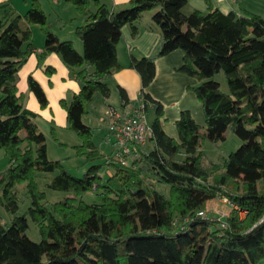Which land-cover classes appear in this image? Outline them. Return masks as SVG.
<instances>
[{
    "label": "trees",
    "instance_id": "obj_1",
    "mask_svg": "<svg viewBox=\"0 0 264 264\" xmlns=\"http://www.w3.org/2000/svg\"><path fill=\"white\" fill-rule=\"evenodd\" d=\"M64 1L85 17V24L73 31L81 52L71 40L44 30L49 22L37 0H30L23 15L0 4V149L8 159L0 174V200L12 215L8 226L0 224V264H259L264 259V18L242 8L240 14L223 13L209 0L205 12L190 8L189 0H130L117 11L102 0ZM148 12L160 39L146 56L129 53L128 66L140 76L138 103L144 113L153 109L154 118L147 143L134 146L128 164L121 165L111 155L99 154L93 129L82 118L97 101L111 106L106 100L112 76L121 68L116 59L121 29L127 25L136 36ZM32 24L44 33L39 61L58 55L80 85L60 105L68 129L81 140L75 155L102 160L81 177L47 158L37 115L26 109L18 93V73L36 49ZM175 50L182 52L176 71L198 81L188 89L202 106L205 124L202 129L182 111L176 139L162 130V106L145 91L154 78L155 61ZM220 74L227 91L216 79ZM27 83L45 107L40 86L30 76ZM116 89L122 103L117 109L123 110L127 97ZM226 130L239 139L237 149L202 165V142H220ZM53 172L46 187L72 197L48 203L38 191V173ZM20 182H26L31 197L25 215H17L15 185ZM87 192L97 201L78 199ZM218 196L244 216L233 210L221 228L216 219L197 215ZM29 219L39 229V242L26 235Z\"/></svg>",
    "mask_w": 264,
    "mask_h": 264
},
{
    "label": "crops",
    "instance_id": "obj_2",
    "mask_svg": "<svg viewBox=\"0 0 264 264\" xmlns=\"http://www.w3.org/2000/svg\"><path fill=\"white\" fill-rule=\"evenodd\" d=\"M16 1L0 0V4L8 3L15 14L18 11L22 12L24 9L29 8L30 4L26 0H23L20 6H16ZM37 1L44 10L48 22H51V32L56 34L61 40H71L75 49L81 52V43L75 40L73 31L76 26L85 24V17L72 9V7H69L67 5L69 3H66L64 0ZM259 1L261 0H209L212 7L219 9L221 12L228 13L232 11L236 14H240V8L258 14L254 4ZM102 2L109 9L117 11L127 7L130 0H102ZM188 4L190 8L201 12L206 11L205 0H189ZM50 6L53 13L49 9ZM89 8L94 9L95 6L90 5ZM150 15L151 12L144 14L141 24H139L140 31L136 36L131 35V29L127 25L121 29L122 37L116 44V59L121 68L114 73L110 81V96L106 100L107 105L115 108H120L122 105L116 86L120 87L127 97L124 110L134 111L139 104L140 76L134 69L128 66V60L129 53L137 57L148 55L160 39L159 31L151 26ZM29 28L36 49L30 54L18 73L16 81L18 93L23 97L26 109L37 115L35 122L44 136L47 137L49 135L54 137L58 150L63 146L73 149L74 146L81 143V140L68 129L66 111L60 105V101H69L71 94L77 93L80 90V85L74 77L70 76L68 68L63 64L58 55L51 53L39 61L37 52L43 45L44 35L42 36L40 26L37 24L31 25ZM181 63L182 52L179 50L172 51L158 58L155 61L154 78L145 89L154 100L161 104L163 115L160 118V126L167 136L174 139L178 137L175 123L182 111L189 112L194 121L202 129L205 127L202 106L194 93L188 89V87L196 86L198 81L193 77L176 71ZM48 68L52 69V72L48 73ZM29 76L42 89L47 100L45 107L40 106L34 94L28 89L27 79ZM105 107L106 104L97 101L90 107V113L82 118L83 123L92 127L93 135L94 131H99L101 127H105V130H107L108 121L103 117ZM145 116L149 117L148 123L150 124L154 118L153 109L145 113ZM105 132L106 136L100 139H110L108 131ZM46 137L45 140H47ZM93 141L98 149L99 144L97 145L95 140ZM111 145L109 155L114 150L113 142H111ZM48 149L49 145L47 143L46 150ZM73 153L75 154L74 149Z\"/></svg>",
    "mask_w": 264,
    "mask_h": 264
},
{
    "label": "rangeland",
    "instance_id": "obj_3",
    "mask_svg": "<svg viewBox=\"0 0 264 264\" xmlns=\"http://www.w3.org/2000/svg\"><path fill=\"white\" fill-rule=\"evenodd\" d=\"M27 3L30 4V0H26ZM23 3V0H17L16 6H20V4ZM69 7H72L76 11V9L71 5L67 4ZM256 8V12H258L257 15L264 18V1L261 0L259 2H255L254 4ZM51 13L53 11L51 10V6L49 7ZM27 11V8L24 9L22 12L18 11L17 14L23 15ZM255 14V13H254ZM50 23L48 26L44 27V30H50ZM33 25V24H32ZM31 26V25H30ZM62 28V26H60ZM41 29V27H40ZM42 33V36L44 35L43 29L40 30ZM51 31V30H50ZM32 36V34H31ZM76 41H78L75 38ZM44 42V41H43ZM216 79L220 82L221 89L223 91H227V87L224 81L223 76L220 74L216 76ZM150 117V115H149ZM149 117H146L147 122L149 121ZM105 127H101L100 130H95L93 135V140H95L96 144L98 146L99 153L103 156H107L110 154L111 151V142H113V138L110 134V139H100L103 136H106V132L108 131V125L107 130H105ZM71 131V130H70ZM109 133V132H108ZM75 135V134H74ZM46 137V136H45ZM224 140L212 143L209 141H204L201 144L200 149L204 153V158L202 160V165L208 166L210 162H217L220 156H226L230 152H233L237 149V147L240 144V141L238 138L234 136V134L230 130H226L224 133ZM46 142L49 145V149L47 150V158L50 160H58L62 163L63 167L69 171L72 175L75 177H81L83 173L86 171L87 167L90 166L93 163H101V159H94L92 161H88L87 159L75 155L73 153V149L71 147L63 146L60 150H58V146L55 143V138L47 135ZM112 140V141H111ZM46 143V145H47ZM75 152V151H74ZM8 167V159L5 156L3 150L0 149V174ZM105 169L101 170V175L105 177ZM56 174V172L53 173H38V175L35 178V182L37 185V189L40 192H44L45 200H47L48 203L55 202L58 200H62L65 197H72V194L62 192V191H55L51 190L46 187V183L50 181V179ZM148 179L151 180L149 177ZM155 187L161 191L166 193V188H164L161 185H155ZM15 191H16V197H17V204H18V210L17 215H25L27 214V209L31 204V197L27 191L26 182H20L15 185ZM1 194V191H0ZM224 196H218L208 203L206 205V209L208 213H210L211 217L213 219H217L218 216H229L231 212L233 211L230 206L224 205V203L221 202V199ZM226 198V197H225ZM85 203H91L97 201L95 194L93 192H87L80 196V198ZM229 201V200H228ZM230 202V201H229ZM233 204V203H232ZM12 215L7 212L0 200V224H3L5 226H8L10 224V219ZM26 235L30 238V240L34 242H39L41 240V236L39 233L38 227L29 219L28 220V229L26 230ZM259 264H264V259L259 261Z\"/></svg>",
    "mask_w": 264,
    "mask_h": 264
},
{
    "label": "built area",
    "instance_id": "obj_4",
    "mask_svg": "<svg viewBox=\"0 0 264 264\" xmlns=\"http://www.w3.org/2000/svg\"><path fill=\"white\" fill-rule=\"evenodd\" d=\"M103 117L108 121V132L113 138L114 150L111 159L121 165H127L131 149L136 145H145L149 137L150 124L146 120L143 106L138 104L134 111L107 106L103 111ZM221 202L230 206L232 210H237L239 218L244 216L245 212L239 211L227 198L222 197ZM197 215L211 217L206 208L198 212ZM216 220L221 228L226 227L223 215L218 216Z\"/></svg>",
    "mask_w": 264,
    "mask_h": 264
}]
</instances>
